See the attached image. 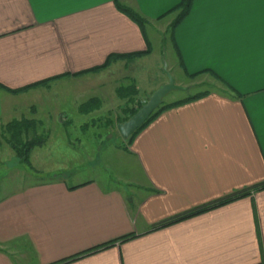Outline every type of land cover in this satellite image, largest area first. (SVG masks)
I'll use <instances>...</instances> for the list:
<instances>
[{
    "label": "crops",
    "instance_id": "obj_1",
    "mask_svg": "<svg viewBox=\"0 0 264 264\" xmlns=\"http://www.w3.org/2000/svg\"><path fill=\"white\" fill-rule=\"evenodd\" d=\"M180 2L0 0V129L14 120L18 100L49 102L50 91L89 77L103 83L96 77L104 73L134 82L146 104L168 82L143 92L129 69L150 56L147 27L159 32L158 24L167 17L170 25L176 13L159 17ZM117 4L143 16L144 31ZM169 42L184 64L183 70L176 55L173 69L182 80L176 83L173 76L180 87L174 90L213 88L165 110L136 136L123 154L134 160L137 172L120 169V161L112 159L107 166L113 173L106 178L73 185L54 179L0 199V264H57L110 243L68 264H264V190L151 231L264 183V0H192ZM147 45L150 53L139 59L73 76L102 66L110 55L145 52ZM51 78L56 79L48 86L8 92ZM31 109L35 112V105ZM55 112L59 127L67 122L62 116L71 117L65 109ZM75 112L87 115L79 105ZM57 170L66 171L52 166L49 172ZM77 185L82 186L69 189ZM130 235L135 238L118 242Z\"/></svg>",
    "mask_w": 264,
    "mask_h": 264
},
{
    "label": "rangeland",
    "instance_id": "obj_2",
    "mask_svg": "<svg viewBox=\"0 0 264 264\" xmlns=\"http://www.w3.org/2000/svg\"><path fill=\"white\" fill-rule=\"evenodd\" d=\"M170 18L167 17L158 24L159 32L147 27L146 30L153 40L150 56L139 61L134 69H129L141 84L143 92L146 88H155L169 82V75L172 78L175 76L176 83H181L180 73L173 69L177 59L170 47L169 34L167 31L160 33L161 28L168 30L169 25H166L170 23ZM96 78L103 80V83L94 81L95 85L89 81V77L80 79L73 87H58L63 91L61 94L58 88L50 91L45 97L49 102H38L36 99L33 101L30 97L16 102L13 118L37 121L39 124L35 136L48 135V138L42 147L33 149L30 157L32 169H30L18 161L2 138L0 129V199L21 188L50 180L53 172L49 171L52 166L66 170L63 179L70 185L90 179L106 178L113 173L111 167L107 166V161L110 162L112 159L113 162L120 161V169L137 172L134 160L123 154L127 152L129 145L117 127V118L124 116L122 110L125 101L120 100L116 92L114 94L115 88L128 86L131 82H121V75L115 72L104 73ZM211 88L213 87L205 85L190 87L186 91L171 90L154 111L162 104L205 90L210 91ZM88 96L100 101L99 108L90 115L80 116L75 112V108L87 102ZM139 102L143 105L146 101L139 100ZM32 105H35V112L31 109ZM62 109H65L71 117L62 116V120L67 122L59 127L54 112ZM47 124L51 125H49V133L46 130ZM34 134L29 131L28 138H33ZM47 150L50 154L44 155Z\"/></svg>",
    "mask_w": 264,
    "mask_h": 264
},
{
    "label": "trees",
    "instance_id": "obj_3",
    "mask_svg": "<svg viewBox=\"0 0 264 264\" xmlns=\"http://www.w3.org/2000/svg\"><path fill=\"white\" fill-rule=\"evenodd\" d=\"M191 5H192V0H181V2L177 6L173 7L167 13H165L164 15L159 17V19H162V18L168 16L169 14L176 13L175 18L173 19V21L171 22V24L169 25V28H168V34H169L170 40L171 39L173 40L174 29L188 15V13L191 9ZM116 7L120 12L125 14L130 20H132L135 24H137L142 31H144L148 22L143 16H141L137 11L133 10L132 8H130L128 6L117 4ZM173 47H174L175 53L178 57L179 65L184 70L183 61L181 59V55H180L175 43H173ZM148 53H150V46L147 45V50L145 52H136V53L123 54V55H110L106 59V61L104 62V64L102 66L96 67L93 69H89V70H86V71H83L80 73H76L73 76H82V75L90 74V73L96 74V73H99L103 70L108 69L115 62H118L120 60L121 61H132L135 59H139ZM201 73L188 75V77L193 78V77L198 76V74H201ZM213 76L225 88H227L229 91H232L233 93L236 94V96H238V94L227 83H225L221 78H219L215 74H213ZM56 78H59V77H56ZM56 78H51V79L42 81L40 83H37L35 85L29 86V87H26V88H23L20 90H8V92H10L12 94H20L22 92H26L27 90H29L31 88H36L39 86H48L49 83L52 82L53 80H55ZM0 88H3V87L0 86ZM115 92H116V96L120 100L125 101V106H124L123 110L121 109L124 116L121 118H119V117L117 118V121H118L117 123H124L142 107V104L139 102V99H138V95H139L138 90L136 89L134 82H132L128 86L118 87L115 90ZM206 94H207V92H202V93H198V94L192 95L190 97H186L184 99H181V100H178V101H175L172 103L160 105L153 113H151V115L148 117V119L132 135H130L127 138L128 145L130 146L133 143L136 136L165 110L176 107V106H180L182 104H185V103L193 101V100H196V99L200 98L201 96H205ZM99 104H100V101L98 99L91 98L87 102H85L83 105L80 106V111L83 114H89L90 112H93L94 110L98 109ZM38 124L39 123L37 121H34L32 119L21 118L19 120L14 119L11 122H9L8 124L1 127V130H2L1 136L5 140L6 144L14 152L15 157L18 159V161L30 169H32L30 157H31V153H32L33 149L38 148V147H42L46 143V140L48 138V135H45V136H37L36 135L35 136L34 133L36 132V129L38 128ZM29 131L33 132V134H34L33 135L34 137L31 139L28 138ZM64 174H65V171L53 172L50 175L51 176L50 180L63 178ZM45 182H47V181H45ZM84 184H86V183H84ZM84 184H82V185H84ZM82 185L72 186L69 189H76ZM261 190H264V183H259L255 186H252L248 189H244V190L237 192L235 194H232L228 197H224L222 199H218V200L211 202V203H208L206 205L199 206L195 209H192V210L187 211L185 213H182L178 216H175L172 219L158 223L152 227L151 231H155L158 229L165 228V227L173 225L175 223L184 221L186 219H189V218L198 216L200 214L209 212L211 210L217 209L219 207L228 205V204L233 203L235 201H238L240 199H243L246 197H251L252 193L257 192V191H261ZM133 238H135V235H130V236L123 237V238L119 239L118 242L119 243L125 242V241L131 240ZM113 244L114 243H110V244L101 246V247L94 249L92 251H89L85 254L70 258L68 260L59 262L57 264L71 263L73 261L80 259L83 256L89 255L91 253L97 252V251L102 250V249L109 248Z\"/></svg>",
    "mask_w": 264,
    "mask_h": 264
},
{
    "label": "water",
    "instance_id": "obj_4",
    "mask_svg": "<svg viewBox=\"0 0 264 264\" xmlns=\"http://www.w3.org/2000/svg\"><path fill=\"white\" fill-rule=\"evenodd\" d=\"M169 80L168 84L164 85L157 92H155L150 97L149 101L142 105V107L133 116H131L126 122L117 126L124 139H127L130 135H132L148 119L154 109L161 103V98L163 96L171 90L180 88L174 84V80L170 75Z\"/></svg>",
    "mask_w": 264,
    "mask_h": 264
}]
</instances>
